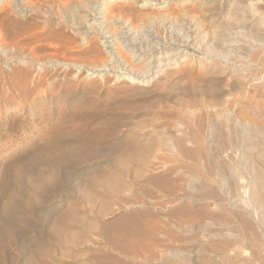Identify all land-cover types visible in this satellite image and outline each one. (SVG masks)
<instances>
[{
    "label": "rangeland",
    "instance_id": "374dc122",
    "mask_svg": "<svg viewBox=\"0 0 264 264\" xmlns=\"http://www.w3.org/2000/svg\"><path fill=\"white\" fill-rule=\"evenodd\" d=\"M82 2L0 0V264H264V0Z\"/></svg>",
    "mask_w": 264,
    "mask_h": 264
},
{
    "label": "bare ground",
    "instance_id": "6f19581e",
    "mask_svg": "<svg viewBox=\"0 0 264 264\" xmlns=\"http://www.w3.org/2000/svg\"><path fill=\"white\" fill-rule=\"evenodd\" d=\"M8 1H9V5L8 6L10 8L16 9L18 7L16 10L18 12L19 11L20 12L22 11L21 7H19L20 6L19 2L22 3L23 0H8ZM113 1L114 0H95V1L92 2L90 0H81L82 3L80 4V6H81L80 11H78L79 9L77 10L78 12H73L72 11V15L73 16L71 15V17H73V19L72 18L71 19L73 21V24H80V22H82L81 24L85 23V25H87V27H92V25H98V24H100V27H101V25L102 26H104V25L105 26H108L115 19V15H112V10L115 9L117 6L113 5V3H112ZM73 9H76V7L73 8ZM235 10H238V9H235ZM239 10H240V8H239ZM92 11L95 12V13H97L99 16L97 18L92 17V16L89 17V12L91 13ZM235 15L234 16H230L231 19H233L234 21L237 20V18H239V17H236ZM116 17H117V15H116ZM94 29L95 28H93V30ZM97 29H98V27H96V30ZM135 32H137V31H135ZM107 33L108 32H106L105 36L102 37V39H103L102 44H103L104 48H107L106 54H108V60L107 61L106 60L104 61L105 62L104 63V70L107 69V68L109 70V68L112 67V68H117L118 70H120V69L123 70L122 72H119V74H122V75H125V76L128 75L127 78H129V79H132L133 76H138V75L142 76V78H147L149 76V73L152 71L153 68H159V69H161L162 67L168 66V64L170 63L169 56L168 57H164V56L161 55V53H159V52L156 51V45L159 42H158V39L155 38L154 36H148L147 35L142 40H137L134 37L128 38L126 36L124 38V40L122 41V44H123V45H121L122 47H119L116 50L115 47H114V44L115 43L113 44V42L115 41L114 35H110V34H107ZM83 38L85 39V36H83ZM94 42H95V40L93 38L88 39V44L89 45H91ZM208 47H210V46L208 45ZM216 49H217V47H216ZM213 52H214V54H216L218 52L220 53V49L219 50H215L213 48ZM222 53H224V52H222ZM145 54H147L149 57L145 61L144 66L143 65L142 66H138L139 63L143 62V55H145ZM89 70L91 71V73H93V72L96 71V68L92 67V68H89L88 71ZM129 75H131V76H129ZM231 169L233 170V168H231ZM235 172H237V171H235ZM237 183H238V181H237ZM249 184L247 183V186H248L247 188H250L249 187ZM237 195H239V194H237ZM237 201L238 202H236L234 205L238 209V208H241V205H240L239 200H237ZM241 202H242V200H241ZM253 215H254L255 222H260V223L264 224V214H262V215L259 216V214L254 210L252 216ZM245 221H246L247 224L250 223L249 220H245ZM262 248H263V246H262Z\"/></svg>",
    "mask_w": 264,
    "mask_h": 264
}]
</instances>
